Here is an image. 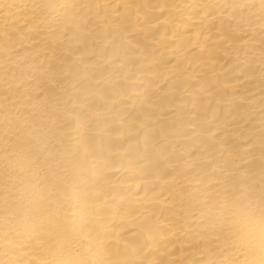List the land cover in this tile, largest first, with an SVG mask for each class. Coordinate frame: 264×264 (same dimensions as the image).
Returning a JSON list of instances; mask_svg holds the SVG:
<instances>
[{"label": "bare ground", "instance_id": "6f19581e", "mask_svg": "<svg viewBox=\"0 0 264 264\" xmlns=\"http://www.w3.org/2000/svg\"><path fill=\"white\" fill-rule=\"evenodd\" d=\"M0 264H264V0H0Z\"/></svg>", "mask_w": 264, "mask_h": 264}]
</instances>
